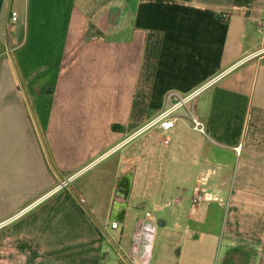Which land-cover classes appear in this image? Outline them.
<instances>
[{"label":"crops","instance_id":"obj_1","mask_svg":"<svg viewBox=\"0 0 264 264\" xmlns=\"http://www.w3.org/2000/svg\"><path fill=\"white\" fill-rule=\"evenodd\" d=\"M262 21L264 0H0V264H125L102 228L129 172L125 253L151 212L149 264H264Z\"/></svg>","mask_w":264,"mask_h":264},{"label":"built area","instance_id":"obj_2","mask_svg":"<svg viewBox=\"0 0 264 264\" xmlns=\"http://www.w3.org/2000/svg\"><path fill=\"white\" fill-rule=\"evenodd\" d=\"M18 20L19 14L13 11L10 17L11 33L15 31V24L18 22ZM261 23L264 26V21H262ZM181 103L182 101H178L170 109L161 112L155 117L154 122L163 133L168 134L174 129L176 117L173 116V109L181 106ZM192 120L196 128L200 126V130H203L201 124L194 117H192ZM206 201H208V197L203 193V189L201 187L195 188L191 203V209L194 210L197 206ZM178 204L179 201L177 200H169L166 203L167 207L169 208L177 206ZM152 218L153 214L151 212L145 213L138 229L132 236L133 243L129 253H125L122 250V248L120 247V243H118V241L114 239L112 235V233H114L119 228V225L117 223L111 222L109 225L102 228V231L106 235V237L117 246L120 257L125 264H149L151 247L154 235L156 233V223H153Z\"/></svg>","mask_w":264,"mask_h":264},{"label":"water","instance_id":"obj_3","mask_svg":"<svg viewBox=\"0 0 264 264\" xmlns=\"http://www.w3.org/2000/svg\"><path fill=\"white\" fill-rule=\"evenodd\" d=\"M132 178L133 173L129 172L117 181V185L114 192V201L109 215L110 222H124L127 202L132 185ZM118 200H122V202H119Z\"/></svg>","mask_w":264,"mask_h":264},{"label":"rangeland","instance_id":"obj_4","mask_svg":"<svg viewBox=\"0 0 264 264\" xmlns=\"http://www.w3.org/2000/svg\"><path fill=\"white\" fill-rule=\"evenodd\" d=\"M112 235H115L114 233H112ZM220 249V248H219ZM218 249V253H217V255L220 253V250Z\"/></svg>","mask_w":264,"mask_h":264}]
</instances>
